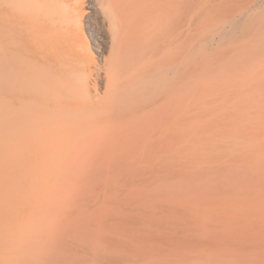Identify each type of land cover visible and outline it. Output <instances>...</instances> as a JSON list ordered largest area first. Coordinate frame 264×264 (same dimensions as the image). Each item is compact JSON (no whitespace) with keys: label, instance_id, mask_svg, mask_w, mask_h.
<instances>
[{"label":"rangeland","instance_id":"1","mask_svg":"<svg viewBox=\"0 0 264 264\" xmlns=\"http://www.w3.org/2000/svg\"><path fill=\"white\" fill-rule=\"evenodd\" d=\"M251 1L184 0L167 34L171 49L180 27L184 39L180 127L77 130L57 155L10 153L0 264H233L262 242L264 144L249 124L252 100L263 114L264 6Z\"/></svg>","mask_w":264,"mask_h":264},{"label":"bare ground","instance_id":"2","mask_svg":"<svg viewBox=\"0 0 264 264\" xmlns=\"http://www.w3.org/2000/svg\"><path fill=\"white\" fill-rule=\"evenodd\" d=\"M183 2L0 0V170L10 153L57 155L77 130H98L105 140L180 127L184 39L180 27L172 50L167 34L181 24ZM256 2L264 6L252 0L250 11ZM261 107L256 122L252 100L249 135L264 144V101ZM88 151L78 147L75 155ZM259 238L233 264H264V227Z\"/></svg>","mask_w":264,"mask_h":264}]
</instances>
